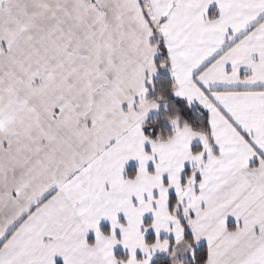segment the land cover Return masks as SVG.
I'll use <instances>...</instances> for the list:
<instances>
[{
	"label": "snow or ice",
	"instance_id": "6c2138e0",
	"mask_svg": "<svg viewBox=\"0 0 264 264\" xmlns=\"http://www.w3.org/2000/svg\"><path fill=\"white\" fill-rule=\"evenodd\" d=\"M0 264H264V0H0Z\"/></svg>",
	"mask_w": 264,
	"mask_h": 264
}]
</instances>
